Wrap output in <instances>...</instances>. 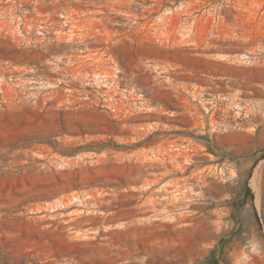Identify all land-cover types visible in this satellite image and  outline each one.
Instances as JSON below:
<instances>
[{
	"label": "rangeland",
	"instance_id": "374dc122",
	"mask_svg": "<svg viewBox=\"0 0 264 264\" xmlns=\"http://www.w3.org/2000/svg\"><path fill=\"white\" fill-rule=\"evenodd\" d=\"M0 264H264V0H0Z\"/></svg>",
	"mask_w": 264,
	"mask_h": 264
},
{
	"label": "bare ground",
	"instance_id": "6f19581e",
	"mask_svg": "<svg viewBox=\"0 0 264 264\" xmlns=\"http://www.w3.org/2000/svg\"><path fill=\"white\" fill-rule=\"evenodd\" d=\"M191 40V38L190 39H188V38H181V40L180 41H178V42H174V45L176 44V45H186V44H190V41ZM181 43V44H180ZM196 43V42H195ZM225 57V56H224ZM227 59V58H226ZM156 72H157V74L158 75H160V73H164L165 71H163V70H161V69H159V67L157 68L156 67ZM171 72V70H168V71H166V73H170ZM172 75H174V77L175 76H178V75H180V74H178V73H175L174 71L171 73ZM166 84H172V80L170 81V80H167V78H166V82H165ZM197 91H193V93H192V96L194 97V98H196L197 97ZM135 97V96H134ZM221 97V96H220ZM224 97V96H223ZM200 98V97H199ZM133 99V98H132ZM139 99V98H138ZM144 99V98H143ZM142 99V100H143ZM123 102H125V101H123ZM149 101H148V99L147 100H143L142 101V103L141 104H143L142 106H143V109H144V111H145V109H146V107H148V103ZM220 103H221V100L220 99H215V103L212 101L211 102V105H212V107H218L219 105H220ZM236 103V102H235ZM140 104V105H141ZM238 105V104H237ZM134 105L132 104V105H130V106H128L127 108H128V110H127V112H131L130 110H133V107ZM125 107V106H124ZM185 107V106H184ZM238 107V106H237ZM120 108H122V104H121V107ZM135 109V108H134ZM189 111L191 110V109H194V108H190V107H188L187 108ZM147 110L148 109H146V112L145 113H147ZM238 110V109H237ZM127 114V113H126ZM133 116H131V115H129V116H127L129 119L128 120H133V119H137V118H139L141 115L140 114H136V112H135V110H133ZM139 127H141L140 125H138ZM149 127H144V128H142V129H140V130H137V133H141V134H145L143 131L145 130V129H148ZM171 145H169L168 146V148H166V147H160V149L159 150H161L160 152H161V154L160 153H157V152H155L154 151V155H152V157L151 156H149V154H148V152H146V151H143V152H141V153H139L140 155V162L142 161V164L143 165H145L146 167L147 166H152V167H154V168H157V169H160V168H163V169H165V171L166 172H171V171H177V170H179V171H184V167L185 166H183V164L182 163H180L181 161H179L178 159L182 156V153H180V152H178V148H176L175 147V145H174V147L172 148V147H170ZM173 146V145H172ZM156 151H158V150H156ZM159 152V151H158ZM167 159H169V161L167 160ZM182 164V165H181ZM180 181H178V180H176V181H174V183H173V186H174V188H175V190L177 191L175 194H173V195H169L168 194V196L166 195L168 192H166V188L165 189H163L162 188V190H164V195H162L163 196V198H165V200L167 199V200H170V202L171 203H174L175 201H178L179 199L180 200H182V198H183V193H182V191H181V189H180V183H179ZM148 184V183H147ZM155 194H157V193H154L153 194V192H150L148 195H147V197H146V201L145 202H143V204L145 205V207L147 208V209H153V210H156V207L157 206H159V205H161L162 203L159 201V202H157L158 201V198H159V196H155ZM158 195V194H157ZM159 195H161V194H159ZM164 200V201H165ZM184 200V199H183ZM175 204V203H174ZM164 206V205H163ZM163 206H162V208H163ZM161 208V209H162ZM165 208V207H164ZM158 209V208H157ZM159 210V209H158Z\"/></svg>",
	"mask_w": 264,
	"mask_h": 264
}]
</instances>
